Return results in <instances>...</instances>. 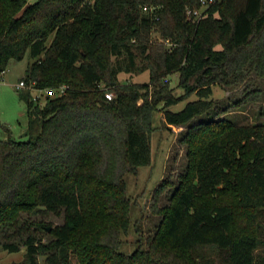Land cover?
<instances>
[{"label":"trees","instance_id":"16d2710c","mask_svg":"<svg viewBox=\"0 0 264 264\" xmlns=\"http://www.w3.org/2000/svg\"><path fill=\"white\" fill-rule=\"evenodd\" d=\"M200 5L0 0V76L29 52L21 79L66 86L41 100L25 87L30 135L0 138L2 246L26 247L10 264H41L40 254L46 264H264V104L252 119L228 115L264 102V0H216L190 17L187 8ZM144 70L145 82L119 78ZM242 84L233 104L214 95L215 86ZM156 110L185 126L186 167L153 189L160 221L126 253L133 201L125 174L152 161ZM61 211V223H45Z\"/></svg>","mask_w":264,"mask_h":264},{"label":"rangeland","instance_id":"374dc122","mask_svg":"<svg viewBox=\"0 0 264 264\" xmlns=\"http://www.w3.org/2000/svg\"><path fill=\"white\" fill-rule=\"evenodd\" d=\"M203 10L206 6H201ZM156 34V33H155ZM31 56L29 52L22 59H13L8 64L5 71L0 76V138L6 139H27L30 132L29 115L27 111L26 98L22 90L25 87L18 88L17 84L26 73V69ZM150 77L149 70L142 72L121 71L119 78L121 80L145 82ZM178 73L172 75V82L175 84V93L179 94L184 89L177 84ZM244 84L239 87H227L222 89L215 86L214 95L225 104H233L229 98L235 100L244 93ZM43 92V91H42ZM41 92V93H42ZM38 93V90H32V94ZM190 95L177 104L171 106L173 110L181 109L189 99ZM264 102L250 103L246 107H234L229 109L228 115L253 118V113L259 110V106ZM162 105V104H161ZM154 124L157 126L153 132V158L151 163L142 165L136 172L128 171L125 174L127 181V192L131 196L132 205L130 208L131 223L127 233L123 234V243L121 250L129 253L136 249L140 244L142 232L144 235L153 232L160 221L161 214L153 209V189L168 174H173V179L178 180V174L186 167V146L179 142L180 133L185 129L184 125L168 124L164 119L163 111L156 110L154 115ZM31 131V130H30ZM36 131L35 129L32 130ZM172 187L161 193L158 204L164 205L169 201ZM62 211L60 213L51 212L45 216L46 222H52L53 225L63 221ZM33 219H40V216H32ZM36 233L45 240L51 237V234L44 229H36ZM3 230H0V264H10L13 261L24 257L25 245H21L19 251H9L2 244ZM41 264H46L45 255L40 254ZM73 264H81L73 258Z\"/></svg>","mask_w":264,"mask_h":264},{"label":"built area","instance_id":"2783aa9c","mask_svg":"<svg viewBox=\"0 0 264 264\" xmlns=\"http://www.w3.org/2000/svg\"><path fill=\"white\" fill-rule=\"evenodd\" d=\"M216 0H201V6H208L211 3H213ZM146 7V6H145ZM204 10V9H203ZM203 10L201 9V7H192L189 6L187 8V13L190 17H195L198 18L202 15ZM18 88H23V87H30L33 90H38V93L34 94L33 97L36 100H41V98L44 95H53V94H62L66 91V86L65 85H61L58 87H52V88H35L34 86L27 84L26 81L24 79H21L18 84H17ZM43 91V92H42ZM42 92V93H41Z\"/></svg>","mask_w":264,"mask_h":264},{"label":"water","instance_id":"95a60500","mask_svg":"<svg viewBox=\"0 0 264 264\" xmlns=\"http://www.w3.org/2000/svg\"><path fill=\"white\" fill-rule=\"evenodd\" d=\"M30 132V129H28L26 132H25V134H27V133H29ZM51 228V225H49L48 226V229H50Z\"/></svg>","mask_w":264,"mask_h":264}]
</instances>
